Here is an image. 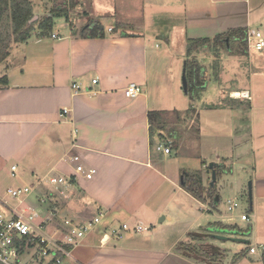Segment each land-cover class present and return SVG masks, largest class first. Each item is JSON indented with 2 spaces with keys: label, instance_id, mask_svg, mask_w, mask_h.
<instances>
[{
  "label": "crops",
  "instance_id": "obj_1",
  "mask_svg": "<svg viewBox=\"0 0 264 264\" xmlns=\"http://www.w3.org/2000/svg\"><path fill=\"white\" fill-rule=\"evenodd\" d=\"M30 1L34 21L41 20L43 14L53 16L52 31L42 36L37 27L25 43L13 44L8 59L0 63V176L11 178L12 166L18 167L14 187L33 188L28 202L33 208L39 207L42 215L52 216L50 229L67 219L83 223L104 213L101 224L64 264H264V249L250 252L254 248L252 240L247 248L234 251L217 244L231 241L217 236L245 239L254 236V229L245 236L227 234L231 227H236L235 232L241 229L227 216L215 215L221 202L218 190L215 203L210 199L200 201L186 191L187 172L177 164L180 155L174 148L168 155L156 151L165 138L177 141L179 135L176 131L167 135L162 125L151 135L149 113L153 110L147 96L149 64L165 57L177 58L184 61L185 70L189 41H215L233 34L230 39L239 42L237 37L249 31L264 35V0H121L120 6H126L128 13H118L112 0H91L92 9L85 6V0H67L62 6L67 16L52 15L54 0H41L40 4ZM133 5L140 10L139 26L132 25ZM55 17L64 19L57 30ZM103 21L111 24L108 32ZM116 24L128 25L131 30L120 32ZM97 26L103 35L90 37ZM158 41L164 42L166 49L159 47ZM239 52L230 62L224 58L221 65L231 63L235 79H247L245 87L228 89L224 79L228 76L227 66H220L217 77L213 65L204 69L208 82L203 91L214 80L217 104L221 100L229 102L223 104L235 111L240 121H245L248 114L251 128L246 134H251L256 127L254 114L264 110L254 79L264 80V50L254 52L242 47ZM246 56L251 76L246 67L240 66ZM94 80L98 83L93 84ZM73 84H78L80 90H75ZM130 84L141 86L143 93L126 98ZM236 94L250 99L231 98ZM206 106L208 109L210 105ZM64 109L70 110L66 119L60 117ZM251 145L250 152L234 160L233 152L229 153L231 157L217 153L216 169L221 174V168L229 171L232 163L243 164L244 171L246 165L253 166L258 177L253 192L262 200L264 175L259 177V172L263 165L258 167L255 160L264 157V150L259 151L264 143L253 140ZM76 155L81 156L86 169L96 170L91 180L76 175L72 162ZM49 175L64 176L71 186L61 188L64 196L47 198L42 207L43 195L53 188L43 187L39 179ZM6 196L0 194L3 208ZM124 224L143 226L146 231L130 234L122 230ZM114 232L123 237L117 238ZM197 233L207 235L206 243L221 249L219 261L184 255L179 246ZM105 236L110 240L106 238L102 245ZM255 246L264 248L257 236ZM93 250L98 251L89 257Z\"/></svg>",
  "mask_w": 264,
  "mask_h": 264
},
{
  "label": "rangeland",
  "instance_id": "obj_2",
  "mask_svg": "<svg viewBox=\"0 0 264 264\" xmlns=\"http://www.w3.org/2000/svg\"><path fill=\"white\" fill-rule=\"evenodd\" d=\"M33 1H37L39 4L41 2V0ZM121 3V0H112V5H117L118 13H128L129 9H127L126 6L121 7ZM124 3V5H127L126 1H124ZM85 6L89 9H92L94 5L91 0H85ZM139 13V8H136L133 5L131 15L134 17L132 20L134 23L132 25L139 26V24H141V15ZM45 15L46 14L41 15L39 19L42 20ZM37 21L38 20H36V22ZM63 23V18L55 17L54 30L59 29V26ZM33 25L36 31L38 23ZM103 25L105 30L108 32V27L111 25L110 22L103 21ZM116 25L118 27L117 30L120 32L122 30H131V27L128 25ZM223 38L219 37L216 38L215 41L198 44L195 46L193 54L190 56L189 60L198 63L201 68L205 69L206 71L208 66L213 68L214 65L216 67V72H214L216 74L218 73L217 77L219 72H221V67L223 68V65L227 66L228 76H224V79L227 80L226 87L228 89H241L245 87L247 79L243 76L240 79H235V76H233L232 72L233 69L230 66L231 63L229 62L234 59L233 56L240 53V48L246 47L247 49L245 38L243 39L242 35H240L237 37L239 42L232 41L228 38L225 41L227 42L228 40V43L225 45L221 42V40H224ZM156 44H158L159 47H162L163 50L166 49L164 42L158 41ZM154 45L155 44H153V47ZM253 51L256 52L255 50ZM224 58L229 62H223L221 65V62ZM240 66L243 68L246 67L247 69H245V71H248V74L251 76L248 56L242 60ZM218 67H220V69H217ZM149 70V92L147 94L149 98L148 102L153 110L152 112H160L158 114L163 121L162 122L160 119L159 121L155 120L153 123L154 131H160V125H162L164 127V133L167 135L170 131H176L178 133L179 136L177 139H175L177 141H173V137H170L171 140H169V138H165L163 141L171 147V153L173 152L174 148L175 154L180 155V160L177 162V164L180 165V167H183L185 172L188 174L202 175L204 184L207 187H209V185L211 186L213 182L212 172L209 171V166L212 163H216L215 157L217 153H219L221 157H231L229 156V153L232 154L233 152L234 154L232 155V160H234L237 159L240 154L250 152L253 140H257V142L260 144L264 143V110L254 114L255 120L253 119V121H255L256 127L255 129L253 128V130H251V134L249 133L250 135L246 134L247 132H250L248 127L251 128V117L249 116V119L247 120V114L246 117L244 116L246 120L243 121L242 119V121H240L241 119H237V114L235 111H232L230 108H228V106L225 105L226 103L227 105H230L229 102L225 101L223 102L225 104H223V100H221L220 104H217L219 100L215 96L216 92L214 80L210 82V88H207L203 92L199 91L194 96H192L191 94L185 93L183 89L182 76L184 71V61L178 60L177 58L172 59L165 57L164 59H160V61L157 63L149 64ZM245 76L247 75L245 74ZM254 79L258 85L256 91L260 92L261 95L260 102L264 103V80L255 76ZM204 81L207 84L208 77L206 74ZM158 86H160L159 91H157ZM241 95L238 96V98L231 95V98H237L239 100H241V98L248 99V96L244 94ZM205 104L210 105L208 109H206L207 106ZM156 140H158V138H156ZM181 140L184 141L182 142ZM237 140L247 141L238 142ZM235 141L237 142L236 144ZM185 142H187V144ZM259 147L260 146L257 148ZM260 148L259 151L264 150V145ZM232 160H224V162ZM255 163L258 164V167L263 165L261 172H259V177L262 174L264 175V157H262V160L258 157V159L255 160ZM242 167L243 164L235 163L233 165L232 163L229 171L221 168V174L218 173L217 181L213 187L218 190L221 196V202L217 205L219 213L216 212L215 215L227 216V218L231 219L230 223L236 224L241 229L243 234L242 236L248 234L249 231H253L254 229V236L245 239L252 240V244L254 245L253 247L255 249L263 250L264 248L262 246H255L256 236L258 241L262 243L264 242V199L260 200V198L256 197L253 192L254 181L258 179L257 171L254 173L253 166L246 165L245 171L242 169ZM258 171H260V168H258ZM1 176L0 194L2 196H6L8 189L16 188L14 187V184L17 181V178L12 177V175L11 178ZM251 185L253 193L252 197H250ZM24 187L25 186H22L20 188ZM32 194H34V191L31 193V195ZM205 198H207V196H205ZM4 200L5 203L9 199L7 197V200L6 198H4ZM230 200H233L236 204L235 210L233 212L229 211L228 201ZM2 208L3 207L0 205V213H2L1 211H5L4 208ZM242 214L249 216L248 222H243L241 220ZM103 219L104 217L102 220ZM206 240L207 238L205 237V234L197 233L194 236H190L184 245L196 247L199 249L197 251L200 252V255L202 254V256H204L208 261H219L221 256L216 255L213 253V251L208 252L204 250V248L201 249V247H204L208 244L206 243ZM217 244L222 246L224 249L231 251H234L238 248L245 249L249 246L245 243H234L231 241H219ZM97 251L98 250L90 251L89 257H91Z\"/></svg>",
  "mask_w": 264,
  "mask_h": 264
},
{
  "label": "built area",
  "instance_id": "obj_3",
  "mask_svg": "<svg viewBox=\"0 0 264 264\" xmlns=\"http://www.w3.org/2000/svg\"><path fill=\"white\" fill-rule=\"evenodd\" d=\"M111 31L113 29H110ZM245 41L249 50H264V35L261 31L247 32ZM97 83L98 80L93 81V84ZM73 88L80 90L78 84H73ZM142 93L141 86L130 84L125 90V97L134 99ZM69 113L70 110L64 109L60 117L66 119ZM74 137L76 138L77 135ZM156 151L168 155L171 153V147L163 141L157 145ZM72 162L75 164L76 175H82L87 180L95 176V169H86L81 164V156H73ZM11 172L12 177H18L17 166H12ZM39 183L43 187L53 188L52 191L43 195L42 207L46 204L47 198L64 196L61 188L67 189L71 186V181L66 177L54 175L39 179ZM32 192L33 188L29 185L24 188L8 189L6 195L9 200L4 203L6 211L0 213V264H64L65 259L72 257L73 251L82 245L85 238L101 224L104 217V213L100 212L83 223L67 219L60 226L50 229L49 223L52 216L42 215L43 212L39 207L33 208L28 203ZM228 204L229 211L233 212L236 207L235 202L230 200ZM242 220L248 221L249 216L243 215ZM122 230L130 234H140L146 231V228L143 226L132 228L124 224ZM114 233L119 239L123 237L120 232ZM106 238L107 242L110 240L108 236H105L102 239V245ZM250 252L254 254L256 249L251 248Z\"/></svg>",
  "mask_w": 264,
  "mask_h": 264
},
{
  "label": "trees",
  "instance_id": "obj_4",
  "mask_svg": "<svg viewBox=\"0 0 264 264\" xmlns=\"http://www.w3.org/2000/svg\"><path fill=\"white\" fill-rule=\"evenodd\" d=\"M55 6L53 7L52 15H62L67 16V9L62 8L67 3V0H54ZM34 14V6L32 5L30 0H0V63H3L10 56L11 48L13 44L25 43L30 39L32 33L35 31V27L33 24L38 23V28L41 30L42 36H46L52 31V17H44L42 20H35ZM103 35L102 30L99 26L96 27L95 34H92L90 37H101ZM243 39L246 37V33L242 34ZM224 37V40L221 42L225 45V41L227 38H232L233 34H228ZM209 42V40L202 41H189V47L187 49V60L185 61V75L188 81V94L194 96L197 92L202 91L206 87V82L204 81V69L201 66L194 62L190 61L189 58L193 54V50L195 46L200 43ZM2 81V80H1ZM160 112H151L149 113V119L151 122V135H154V126L153 123L155 120L162 121V118L159 117ZM158 114V115H157ZM163 122V121H162ZM217 177L218 170L215 168ZM211 171V170H209ZM184 188L187 192H189L192 196L197 198L200 201H205L206 199H210L212 203H215L217 192L215 187L210 186L207 187L204 184V180L202 175L198 174H185L184 178ZM215 186V185H214ZM212 187V188H211ZM207 196V198H205ZM230 232L227 234L232 235H243L241 232H235L236 227L229 228ZM235 230V231H234ZM250 233V231L248 232ZM196 234H191L190 236H194ZM245 236V235H244ZM205 237H208L205 235ZM182 248V251L185 253L184 255L189 258H194L196 260L205 259L200 252L197 251L196 247H189L184 244L179 246ZM204 250L213 251L216 255L223 256V253L220 248L212 246L210 244L205 245ZM208 256V255H207Z\"/></svg>",
  "mask_w": 264,
  "mask_h": 264
},
{
  "label": "water",
  "instance_id": "obj_5",
  "mask_svg": "<svg viewBox=\"0 0 264 264\" xmlns=\"http://www.w3.org/2000/svg\"><path fill=\"white\" fill-rule=\"evenodd\" d=\"M227 43H228V40H227ZM182 82H183V89L185 91V93H188V81H187V78H186V75H185V70H184V74H183V78H182ZM210 170L212 172V178H213V182L211 184V186H214L216 181H217V173H216V170L215 168L218 167V164L217 163H212L210 164ZM253 193H252V185L250 186V197H252ZM218 197H216V200L215 202L218 201ZM219 239L221 240H231L233 242L237 241V242H240V243H245V244H249V240H246V239H243V238H236L234 236L232 237H226V236H217Z\"/></svg>",
  "mask_w": 264,
  "mask_h": 264
},
{
  "label": "bare ground",
  "instance_id": "obj_6",
  "mask_svg": "<svg viewBox=\"0 0 264 264\" xmlns=\"http://www.w3.org/2000/svg\"><path fill=\"white\" fill-rule=\"evenodd\" d=\"M241 94H236V95H234V97H238V96H240Z\"/></svg>",
  "mask_w": 264,
  "mask_h": 264
}]
</instances>
